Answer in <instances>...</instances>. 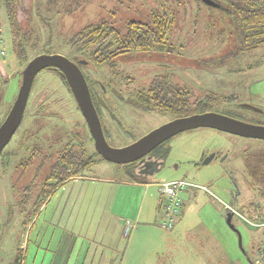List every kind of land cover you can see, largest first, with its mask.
<instances>
[{"label":"rangeland","instance_id":"1","mask_svg":"<svg viewBox=\"0 0 264 264\" xmlns=\"http://www.w3.org/2000/svg\"><path fill=\"white\" fill-rule=\"evenodd\" d=\"M31 7L30 14L21 24L23 31L20 33L21 36L29 35L28 54L31 60L42 54H59L69 59L79 56L81 52L67 43L89 24L106 21L119 28L130 21L152 24L153 14H160V17L166 15L170 21L166 45L158 54L153 52L120 58L110 66L90 62L84 67L90 80L100 81L107 87V98H111V104H114V118H102L108 143L112 147L129 146L172 121L167 115L146 112L128 102L130 98H136L135 89L159 74L171 75L188 90L195 89L201 95L234 96L237 101L232 102L228 109L236 119L264 126V114L238 106L264 107V49L237 50L239 38L229 0L217 7L209 6L202 0H32ZM7 12L5 0H0L2 117L10 111L17 98L22 83L20 71L24 68L14 51L15 36ZM32 45L37 46L31 52ZM130 79L132 84L129 89ZM34 94L38 97L44 95L52 101L44 104L48 106L47 114L56 113L65 117L62 125V120L59 121L56 116L51 119L59 126L56 132L62 144L67 141L81 143L84 118L58 73L48 69L41 71L35 78ZM30 102L31 99L24 119L6 150L15 149L23 134L29 137L28 142L18 150L15 158L12 157L7 172H4L0 161V211L5 221L0 240V264H18L19 249L23 253L20 264H53L57 254L59 264H107L101 259L102 252L105 256H113L114 263L111 264H117L116 260L124 256L123 251L128 257L122 264H253L257 260L258 253L251 242L260 238L262 230H256V221L241 210L254 195L246 185L242 156L249 149L264 147V141L211 128L188 130L167 141L160 149L167 151L165 166L147 178L151 186L146 192L145 189L140 190L141 195L138 190H125L119 184L112 189L98 182H71L60 189L48 206H44L31 231L30 227L24 230V214L16 202L27 195L25 188L30 185L27 181L35 173L32 167L22 176L19 166L34 147H41L45 153L48 147L46 138L54 132L44 126L43 133H40L43 122L37 117L32 118ZM218 110L223 112V109ZM88 147L93 152L90 144ZM214 153L223 157L198 167L202 156ZM97 160L94 167L80 175L81 178L126 181L131 177V164L117 165L98 156ZM44 175L38 176L37 181ZM181 179L206 190L189 188L183 211L172 230L168 231L160 226L166 217L163 206L160 210L163 214L156 210L158 199L162 200L158 185ZM117 190L121 193L125 190L127 197ZM111 191H115L114 198H117L114 205L107 204ZM238 191L239 204L235 201ZM144 192L145 201L139 204L137 198L141 200ZM188 196L192 198L189 200ZM134 198L137 199L134 203L129 202ZM148 201L152 202L149 210L146 206ZM29 202L31 207L33 194ZM139 206L142 207L141 218L134 215ZM236 206L238 211L232 222L241 232L242 246L238 234L227 224L226 209L234 210ZM10 209L13 211L12 218L7 219ZM127 220L136 226L128 237L124 233ZM106 233L108 235L104 236ZM64 238L65 241H62ZM62 242L61 251L71 244V262L66 259L65 263L61 257L65 253H58ZM87 256L93 259L85 262Z\"/></svg>","mask_w":264,"mask_h":264},{"label":"trees","instance_id":"2","mask_svg":"<svg viewBox=\"0 0 264 264\" xmlns=\"http://www.w3.org/2000/svg\"><path fill=\"white\" fill-rule=\"evenodd\" d=\"M51 1V0H50ZM48 0V2H50ZM218 4L223 3L225 0H215ZM231 2V8L235 15L236 22V36H238L237 50L243 51H257L264 49V0H229ZM32 0H5L7 6V14L12 28V34L15 36L13 42L14 51L20 64L23 65L21 77H23V71L31 60L28 54L29 35L24 34L21 36L22 27L21 24L27 19L30 14ZM152 24L141 21H130L123 28H119L114 24L106 21H102L97 25L89 24L79 30L67 43L72 49L77 52H81L84 56L81 59L96 63L99 65L110 66L118 57L125 54H142L146 55L153 52H159L166 45L169 31V20L166 19V15L160 17V14H153ZM37 45L30 47L31 52L36 49ZM89 56V58H86ZM1 64V61H0ZM2 66V64H1ZM3 67V66H2ZM68 85L66 79H63ZM89 80V79H88ZM90 85H94L98 90L97 96H94V101L98 105V110L101 108L105 115H107L105 109H110L109 113L112 115V99L107 98V87L100 81L89 80ZM101 84V89L98 85ZM129 89L131 88L132 79L128 81ZM69 88V86H68ZM135 96L133 99H129L128 102H133V106L140 108L146 112H160L169 116L171 119H177L182 117L191 116L193 114H201L206 112H218L233 118L234 113L228 109V106L232 102L237 101L234 96L220 97L215 94L201 95L195 89L188 90L181 85L179 81H175L171 75H155L147 84L142 85L139 89H135ZM236 105V104H235ZM240 108L241 106L238 105ZM111 107V108H110ZM43 109V107H41ZM40 108V109H41ZM1 109V106H0ZM40 110L41 113L46 109ZM218 109H223L220 112ZM43 111V112H42ZM9 112L3 117L0 114V125L5 120ZM44 114V113H43ZM47 115V113L45 112ZM53 114V113H50ZM114 118V116H112ZM45 119H42L44 121ZM106 134V130H105ZM27 138H29L27 136ZM21 148L26 144L22 142ZM165 145V144H164ZM161 145L156 149L163 161L167 158V151H160L164 146ZM76 150V167L72 173H61L60 171H51L48 180H52L53 183L46 187L40 200L34 199L31 207L30 191L32 187L25 188L27 195L23 196L16 202L21 212L24 214L23 228L26 230L28 227L29 232L36 223L42 208L46 205L50 195L54 190L64 181L76 178L80 176L84 171L94 167L98 160L97 156H102L97 152L91 154L83 145L75 147ZM30 161L24 163V167L20 168V173L25 174L26 169L29 167L30 162L38 157L43 152L41 147L29 150ZM103 159V158H102ZM242 161L246 171V185L253 192V198L250 203L242 206V212L249 215L251 220L257 222L264 219V147H257L247 150L242 156ZM130 176L134 180L141 183H147V178L141 173L139 168L133 165ZM196 189V188H194ZM190 189L186 191L188 193ZM203 190V189H202ZM238 191L235 201L239 204ZM29 198V200H28ZM185 202L183 203V207ZM12 206V204H11ZM30 207V209H27ZM183 211V208H182ZM226 212L230 213L228 209ZM13 211L11 209L9 218H12ZM228 215V214H227ZM35 218L32 221V218ZM31 225V226H30ZM256 230H262L261 236L257 241L251 242L252 248L258 253L261 245L264 243V227L255 228ZM254 238H252L253 240ZM29 247V239L27 240L26 248ZM23 259V253L19 249L17 261L18 264ZM253 264H256L253 261ZM264 264V261H263Z\"/></svg>","mask_w":264,"mask_h":264},{"label":"water","instance_id":"3","mask_svg":"<svg viewBox=\"0 0 264 264\" xmlns=\"http://www.w3.org/2000/svg\"><path fill=\"white\" fill-rule=\"evenodd\" d=\"M202 1L212 7H217L219 5L213 0ZM45 69L61 71L71 88L83 117L87 122L97 152L104 160L113 164L128 165L137 162L170 138L185 131L197 128H211L235 136L264 141V126L249 124L218 112H206L174 119L153 130L129 146L122 148L112 147L106 139L101 120L92 100L87 80L78 65L63 55L42 54L34 57L26 65L23 71L22 83L17 98L7 117L0 125V154L10 143L20 127L26 112L35 78ZM240 106L243 109H249L256 113L264 114V107H255L247 104H241ZM237 208L238 207L236 206L235 209ZM233 216L234 212L228 213L227 224L238 234L239 243L240 246H242L243 238L241 232L232 222ZM3 228L4 223L0 216V239L2 237Z\"/></svg>","mask_w":264,"mask_h":264},{"label":"flooded vegetation","instance_id":"4","mask_svg":"<svg viewBox=\"0 0 264 264\" xmlns=\"http://www.w3.org/2000/svg\"><path fill=\"white\" fill-rule=\"evenodd\" d=\"M154 53L158 54V52H154ZM134 55L135 54H125L123 56L118 57L117 59H120V58L124 59V58H128V57L130 58V57H132ZM140 55H142V54H140ZM82 56H83L82 53H80L79 56H76L74 59H70V60L78 65V67L81 69V71L83 72V74H84V76H85V78L87 80V83H88V86H89V89H90V93H91V96H92L93 103H94L95 108H96V110L98 112L99 118H100L101 123H102L103 130H104V133H105L106 129H105L104 125H103V119L102 118L103 117H105V118H110L111 117L112 118V115H110L111 113H109L110 109H105L107 115H105V113L103 112L102 108H101V110L100 109L98 110L99 107H98L97 103H95V101H94V96L98 95V93H97L98 90L95 89L94 85H90V83H89L90 79L87 76V74L84 72V67H87L89 64H87L86 60L81 59ZM48 70H52V71L58 73V75L62 78L63 83L66 84L64 82V80H63V79H66V78L63 76V74L61 73L60 70H54V69H48ZM91 81H92V78H91ZM175 81H179V79L175 78ZM67 86H69V84ZM101 86H102L101 84L98 85V87L100 89H101ZM33 87H34V85H33ZM68 89H69L70 93L73 96V93L71 91L70 86H69ZM32 95H33V88H32L31 94H30V98H29V101L31 99V102H30L31 105H30V108H29V113L31 114L32 118L37 117L40 120L45 119L44 121H42L43 122V128L40 130V133L41 134L43 133L44 126H45V129H47V127H48V129H50V131H54V132H51L50 135L46 138L47 146H48L47 149H46V152L44 153V151H43L42 153H40L38 155V157L34 158L30 162L29 167L26 169L25 174L21 173L22 176H24V175H26L29 172L30 168L34 167L33 169H34V173L35 174H34V176L32 178H30V181H27V184L28 185L30 184L29 186L32 187V190L30 191V195L33 194L34 199L37 198V200L38 199L40 200V198H38V197H41V195L43 194V192L46 189V187H48L49 185H51L53 183L52 180H48V177H49V174H50L51 171H60L61 173H64V174L68 173L69 174V173H72V171L76 167V164H75L76 163V158L75 157H76L77 153H76L75 147L83 145L91 154L97 153V150L95 148L94 139L91 136V133L89 131V127H88L87 122H86L84 117H83L84 118V126H83L84 130L82 129V131H80V134L83 137L81 143H76L74 141H67L64 144H62L63 142L60 139V137L57 135V132H56L59 129V126H57L56 123L53 122L54 120H51V119L54 116H56V118L59 121L62 120V122H61V125H62V123L65 120V117H59L58 115H56V113H54V114H50L49 113V114L46 115L45 114L46 111L45 112H43V111L46 108H48V106L47 105L45 106L44 104H45V102L49 103V102H52V101L49 100L48 98H46L44 95H41L39 97L37 96V94H34L33 97H32ZM73 98H74V96H73ZM74 100H75V98H74ZM76 104H77V102H76ZM77 106H78V104H77ZM27 107H28V105H27ZM41 107H43V109ZM40 108L43 110L42 112L44 114L40 112V110H41ZM27 109L28 108H26V110ZM78 109L81 112L79 106H78ZM111 112H113V111H111ZM47 119H50V121L47 122ZM171 120H174V119H171ZM44 132H46V131H44ZM105 136H106V134H105ZM174 137L170 138L168 141H170ZM106 139H107V137H106ZM28 140H29V138H27V136L25 134H23L21 136L17 146L15 147V149L11 148L9 150H6V148L10 144L9 143L6 146V148L3 150V152L0 154V161L3 164L4 172H7L12 157L15 158L18 150L21 149V146L23 144L22 142L27 143ZM165 143H167V141ZM165 143H163L162 145H164ZM88 144H90V147L92 146L91 149H93V152H91L89 150ZM34 148H37V146L34 147ZM156 149L153 150L150 154H148L143 159L132 163L133 167L136 166L137 168H139L141 173L146 178H148L151 175H154L155 173H158L165 166V160L166 159L163 161L161 158H159L160 156L158 154H156L157 153ZM222 157H223V155H219V153H214V154H211V155H204V156H202V159H201L200 163H198V167L201 164L204 165V163H209L210 164L214 160L221 159ZM29 161H30V158H29V152H28V158L26 160L22 161L20 163L19 167L23 168L24 167V163H28ZM43 173H45L43 178L40 181L39 180L37 181L38 176H40ZM79 177L80 176H78L77 178H79ZM70 180H72V179L64 181L58 187H61V186L65 185V184H67ZM181 180H183V179H181ZM51 195H50V197H51ZM236 211H238V210L235 209L234 212H236ZM10 212H11V209L7 211V219L9 218L8 215L10 214ZM0 216L3 219V223H4V227H5V221H4L3 214H2L1 211H0ZM3 231H4V228H3Z\"/></svg>","mask_w":264,"mask_h":264},{"label":"crops","instance_id":"5","mask_svg":"<svg viewBox=\"0 0 264 264\" xmlns=\"http://www.w3.org/2000/svg\"><path fill=\"white\" fill-rule=\"evenodd\" d=\"M77 182V183H79V182H81V181H88V182H98V183H101L102 185H105V186H110L112 189L113 188H115V185H120V186H123L124 187V189L126 190L127 188H133V189H136V190H138L137 192H139L140 193V195H141V191L140 190H142V189H145L144 191L146 192L147 190V188L148 187H150L151 185H149L150 183H148V181H145V182H147V183H141V182H137L136 180H134L133 179V177H129V179H127L126 181H121V180H116V179H114V178H98V177H79V178H73L72 180H70L67 184H69V183H71V182ZM67 184H65V185H63V186H61V187H58L53 193H52V195H51V197L49 198V200H48V202L46 203V205L48 206L50 203H51V200L56 196V194L60 191V189H62V188H64V186H66ZM124 190V192L123 193H121L120 191H116V192H118V193H120V194H123L124 196L126 195V197H127V195H128V193H126V191ZM145 192H144V195H143V197H142V199L140 200V197L139 198H134V199H129V202H132V203H134L135 202V200H137L138 201V203L139 204H141V203H143L144 201H145ZM114 193H115V191H111V195H109V198H108V205H110V204H115V202H116V199L114 198ZM119 197H120V195H118V202H119ZM192 198V196H189V200ZM113 200V201H112ZM155 202V201H154ZM150 203H152V202H150V201H148V204L146 205V206H148V210L150 209ZM186 203V202H185ZM152 206V205H151ZM44 208V207H43ZM42 208V209H43ZM161 208H162V200H160V199H158V201H157V203H156V210L158 209V212L161 210ZM156 210H155V212H156ZM161 212V211H160ZM42 213V212H41ZM41 213H40V215H41ZM135 214H137V216L136 217H138V218H141L142 217V207L141 206H139V209H138V211L136 212L135 211V213H134V215ZM161 214H163L162 212H161ZM39 215V216H40ZM131 221L130 220H127L126 221V223L124 224V227H125V225L127 224L128 225V223H130ZM134 225V224H133ZM135 228H136V226H135ZM125 229H126V227H125ZM125 233V232H124ZM106 235H108V233H106L104 236H106ZM106 238V237H105ZM62 241H65V238L62 240ZM68 241H70V239L68 240ZM63 243L64 242H62V245L60 246V248H58V253H60V252H63V253H65V255L63 256H61V257H63V260L65 261V263L68 261V259H69V261L71 262V260H72V256H71V253H72V248H71V244L69 243V245H67V246H65V248L61 251L60 249H61V247L63 246ZM106 244H108L107 242H106ZM96 248V247H95ZM110 248H113V247H110ZM128 248H129V245H128ZM97 249V248H96ZM98 250V249H97ZM122 254L124 255V256H122L123 258H118L116 261V263L117 264H122L123 262H124V258L126 257V259H127V257L128 256H126V255H128L127 253H125L124 251L122 252ZM71 257V258H70ZM58 254L55 256V261L53 262V264H59L58 262H57V260H58ZM66 259H67V261H66ZM91 259H93V257L91 256V257H86L85 258V262H87L88 260H91ZM101 259H103V260H105V261H107V264H111V263H114V257L113 256H110V255H104V253L102 252L101 253ZM69 262V263H70Z\"/></svg>","mask_w":264,"mask_h":264},{"label":"built area","instance_id":"6","mask_svg":"<svg viewBox=\"0 0 264 264\" xmlns=\"http://www.w3.org/2000/svg\"><path fill=\"white\" fill-rule=\"evenodd\" d=\"M189 188H200L196 185L189 183L185 180L173 181L168 183H163L158 185V194L162 199V206L165 210L166 217L160 222L161 228L165 230H172L176 220L181 214L183 203L185 202V198L187 197L188 192L186 191ZM200 189L206 190V188L202 187ZM189 199V196H188ZM233 210V209H232ZM135 226L131 223H128L127 229L125 232V236L128 237L131 229ZM257 228L264 227V221L261 223H256ZM130 230V231H129ZM264 261V243L261 245L256 264H263Z\"/></svg>","mask_w":264,"mask_h":264}]
</instances>
